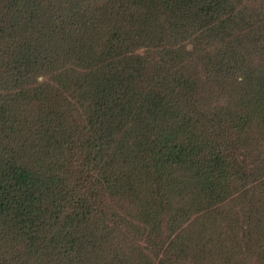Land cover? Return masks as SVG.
Masks as SVG:
<instances>
[{
  "label": "trees",
  "instance_id": "trees-1",
  "mask_svg": "<svg viewBox=\"0 0 264 264\" xmlns=\"http://www.w3.org/2000/svg\"><path fill=\"white\" fill-rule=\"evenodd\" d=\"M0 264H264V0H0Z\"/></svg>",
  "mask_w": 264,
  "mask_h": 264
}]
</instances>
